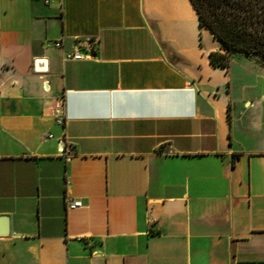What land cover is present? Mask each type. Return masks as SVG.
<instances>
[{
  "label": "crops",
  "instance_id": "1",
  "mask_svg": "<svg viewBox=\"0 0 264 264\" xmlns=\"http://www.w3.org/2000/svg\"><path fill=\"white\" fill-rule=\"evenodd\" d=\"M213 51L192 0H0V264H264V72Z\"/></svg>",
  "mask_w": 264,
  "mask_h": 264
},
{
  "label": "trees",
  "instance_id": "2",
  "mask_svg": "<svg viewBox=\"0 0 264 264\" xmlns=\"http://www.w3.org/2000/svg\"><path fill=\"white\" fill-rule=\"evenodd\" d=\"M200 23L221 42L225 52H211L212 63L228 67L234 51L264 59V0H192Z\"/></svg>",
  "mask_w": 264,
  "mask_h": 264
},
{
  "label": "built area",
  "instance_id": "3",
  "mask_svg": "<svg viewBox=\"0 0 264 264\" xmlns=\"http://www.w3.org/2000/svg\"><path fill=\"white\" fill-rule=\"evenodd\" d=\"M55 44L56 46H61L62 41L59 40ZM97 45H98V40L96 38H87L84 41H81L79 39L77 42L76 48L72 52H70L68 56L76 58V59H81L86 56L87 57L92 56L94 54V49ZM63 110H64V105L62 101L58 102L53 109V115L55 117V121L59 125H63L65 123L64 118H63L64 116ZM46 135L48 137L53 136V134L51 133L46 134ZM59 142L64 144L63 139H60ZM68 204L70 206H80L82 204V201L79 199H72V200H68Z\"/></svg>",
  "mask_w": 264,
  "mask_h": 264
},
{
  "label": "rangeland",
  "instance_id": "4",
  "mask_svg": "<svg viewBox=\"0 0 264 264\" xmlns=\"http://www.w3.org/2000/svg\"><path fill=\"white\" fill-rule=\"evenodd\" d=\"M238 54L239 53H236L235 55H238ZM240 54H242V53H240ZM247 55L252 57L254 60H256L259 70L264 72V59L260 55L255 54V53L247 54Z\"/></svg>",
  "mask_w": 264,
  "mask_h": 264
}]
</instances>
